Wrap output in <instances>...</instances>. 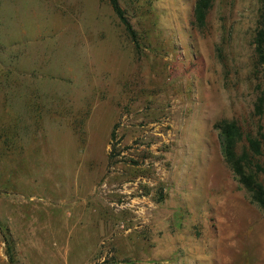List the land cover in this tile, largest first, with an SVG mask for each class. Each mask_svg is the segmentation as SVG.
<instances>
[{
    "label": "rangeland",
    "instance_id": "obj_1",
    "mask_svg": "<svg viewBox=\"0 0 264 264\" xmlns=\"http://www.w3.org/2000/svg\"><path fill=\"white\" fill-rule=\"evenodd\" d=\"M118 2L135 40L107 0H0V264H264L214 127L256 129L264 0L202 27L195 0Z\"/></svg>",
    "mask_w": 264,
    "mask_h": 264
},
{
    "label": "trees",
    "instance_id": "obj_2",
    "mask_svg": "<svg viewBox=\"0 0 264 264\" xmlns=\"http://www.w3.org/2000/svg\"><path fill=\"white\" fill-rule=\"evenodd\" d=\"M127 34L135 40V31L118 0H107ZM215 0H195L194 23L205 25L206 16ZM254 51L257 62L264 64V26L256 30ZM256 129L245 131L235 119L224 118L215 123L220 150L224 161L249 201L264 214V92L257 95L253 104ZM114 137V133H112ZM111 158V154L108 155Z\"/></svg>",
    "mask_w": 264,
    "mask_h": 264
}]
</instances>
